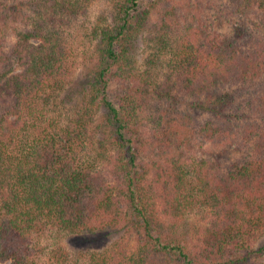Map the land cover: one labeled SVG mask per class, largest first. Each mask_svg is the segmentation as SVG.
I'll return each mask as SVG.
<instances>
[{
	"label": "trees",
	"instance_id": "obj_1",
	"mask_svg": "<svg viewBox=\"0 0 264 264\" xmlns=\"http://www.w3.org/2000/svg\"><path fill=\"white\" fill-rule=\"evenodd\" d=\"M35 1L12 40L0 4V264H245L264 255V0H234L260 12L261 31L243 24L232 36L179 19L172 0L115 1L93 30L83 103L65 118L49 105L71 81L65 30L87 0ZM144 30L173 54L163 76L128 60ZM237 140L247 155L226 166L205 149ZM193 212L206 220L190 223L187 238L179 224ZM116 226L134 232L131 254L74 256L56 245L42 260L34 241L49 229Z\"/></svg>",
	"mask_w": 264,
	"mask_h": 264
},
{
	"label": "rangeland",
	"instance_id": "obj_2",
	"mask_svg": "<svg viewBox=\"0 0 264 264\" xmlns=\"http://www.w3.org/2000/svg\"><path fill=\"white\" fill-rule=\"evenodd\" d=\"M115 1L117 0H87L85 3L86 14L79 15L78 19L71 21L69 27L66 28L68 58L72 64L71 81L66 86V89L59 92L56 100L51 101L49 105L50 114H59L62 118H65L66 116L77 114V108L80 109L83 100L80 99L77 89L81 88L83 77L94 65L97 56L95 50L97 39L93 30L97 26L107 24L111 20ZM3 2L9 5L10 10L7 11L9 13L7 18L9 25L5 27V35L9 40H12L11 32H13L15 27L20 28L23 25V20H26L25 12L28 10L26 6H32L36 1L0 0V4L3 5ZM172 2L177 4L179 19L194 16L209 31L214 33H226L232 36L235 30L243 24L249 30L261 31L260 12L256 9L245 8L244 6L238 7L234 0H172ZM22 3H24V6H21ZM4 11L0 7V13L4 15ZM154 17L156 18V13L152 15L151 21L155 20ZM150 36L152 35L149 31L144 30L134 38L135 40L134 43L132 42L128 60L136 69L148 71L152 67L153 72L156 74L159 66L161 70L160 74L162 73L163 76L170 66L168 60L173 59V54L170 52L169 47L159 50L154 42V38H150ZM154 54H157L158 57L153 63ZM161 79L162 77L158 80ZM230 146V148H227L220 144H210L205 149L209 151L210 156L214 154L215 158H220L221 163L226 166L230 162L240 160L246 156L248 151L247 146L241 144L239 140ZM204 216V212L191 213L189 218L183 220L184 226L181 222L179 224L182 234L187 238H192L194 230H191L190 223H195L199 226L205 222ZM134 236V232L124 226L107 227L93 234L63 233L49 229L43 234L35 236L34 241H39L45 249V252L41 255L42 260H44L47 251L56 245H61L64 249L73 253L74 256V252L77 251L102 252L121 250L127 254H131L135 245ZM259 241H264V228L259 231L256 246L260 243ZM245 264H264V255L254 254Z\"/></svg>",
	"mask_w": 264,
	"mask_h": 264
}]
</instances>
